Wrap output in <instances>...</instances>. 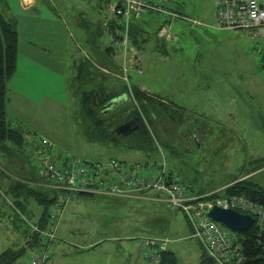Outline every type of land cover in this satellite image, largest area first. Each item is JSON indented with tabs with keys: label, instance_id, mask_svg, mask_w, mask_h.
Segmentation results:
<instances>
[{
	"label": "rangeland",
	"instance_id": "374dc122",
	"mask_svg": "<svg viewBox=\"0 0 264 264\" xmlns=\"http://www.w3.org/2000/svg\"><path fill=\"white\" fill-rule=\"evenodd\" d=\"M21 2L0 0V12L7 14V8H11L19 33L17 70L8 84L9 123L23 131L26 139L51 142V156L57 162L65 154L89 162H106L112 157L145 160V155L129 148L92 140L89 126L80 115V96L76 90L83 87L75 88L76 71L72 63L74 57L84 60L91 57L102 62L87 45L86 36L91 31L98 32L99 48L112 43V34L106 27L115 17L114 0H36L34 8L28 11ZM160 3L187 18L157 11L143 13L136 22L142 24L149 37L137 50L139 61L128 65L123 48L116 44L117 62L127 71L114 69L116 73L110 75L115 83L125 81L183 107L186 123L197 134H200L197 129L204 128L202 120L207 121L208 129L198 147L191 140L187 149L182 139L176 140L179 145L175 152L156 140L159 150L153 151L152 157L159 163L165 161L167 170L196 192L221 191L240 178H248L264 188V30L254 35L252 30L222 28L216 16V0H160ZM29 17L32 22L27 21ZM61 23H65L69 36L68 89L64 87L65 78L59 75L60 82L51 91L41 86L42 80L38 79L41 74L49 76V71L35 64L25 51L28 46L38 53L45 50L41 46L44 39L38 41L29 35L35 31L34 26L54 27ZM161 25L169 26L179 36L178 42L167 41L165 50L158 48L154 37ZM178 129L180 133L186 132L184 126ZM25 160L18 161L15 170L7 154L0 153V171L18 177L17 171ZM2 177L0 187L5 191L11 179ZM2 191L0 199L4 202ZM9 200L12 201L10 197ZM67 203L57 233L58 241L64 242L71 252L61 256L58 264H92L91 258L78 260L75 256L83 234H90V238L97 235L121 238L100 244L93 264H150L146 253L150 255L154 250L149 245L151 240H168L166 248L177 254L181 264L215 263L204 260L200 244L190 237L192 232L184 213L171 209L163 201L80 194L72 195ZM8 205H1L7 214L0 213V254L26 246L22 230L34 224L44 210L43 204L30 203L28 225L19 223L18 229ZM145 241L147 244L140 250L139 245ZM127 246L133 254L126 250ZM30 259L31 251L27 250L12 264H29Z\"/></svg>",
	"mask_w": 264,
	"mask_h": 264
},
{
	"label": "trees",
	"instance_id": "16d2710c",
	"mask_svg": "<svg viewBox=\"0 0 264 264\" xmlns=\"http://www.w3.org/2000/svg\"><path fill=\"white\" fill-rule=\"evenodd\" d=\"M142 1L145 2V7L138 14L132 12L127 16L113 12L115 17L108 21L106 27L112 34V43L102 50L97 47L95 49L93 48L95 51L101 50L95 57L100 58L102 62H97L91 57L85 60L83 58H77V60L74 59L72 65L76 71L75 88L83 87L82 90H76V92L80 96V115L82 120L89 126V137L95 142H101L115 147H126L146 156L145 160H138L136 158L127 161L112 157L106 162H99L101 165H105L106 170L103 172L110 173L116 177L117 174L113 162L125 166L128 164L157 165V160L152 157V152L159 150L156 140L175 152L179 145L176 140L182 139L183 146L187 149L191 140L198 147V144H200L199 141L201 142V139L205 138L202 134L206 133L208 129L207 121L202 120L204 128L197 129L200 132V134H197L196 129H193L192 125L186 123L187 120L185 119L183 107L174 102L168 103L161 97L151 94L138 86L129 85L125 81L115 83L113 82L114 78L110 75L111 73L104 71L105 67L103 62L109 61L108 58L110 55H119L115 50L114 45L116 44H119L123 48L122 54L124 55V60H128V65L139 61L137 50L148 42L149 37L148 32L142 24L136 22L143 13L157 11L170 14L172 17L187 18L183 13L170 9L163 3L161 4L160 0ZM115 2L116 0H114ZM121 5L124 7L127 3L122 0ZM173 13L177 15L174 16ZM165 26L167 25H161L154 32V37L157 39L160 50H165L167 41H174L173 39H168L166 36H160V32ZM169 30L173 34L170 27ZM178 40L179 36L177 41L174 42H178ZM18 54V30L14 23L5 18L0 12V153L7 154L10 164L15 170H17L18 161H21V159H26L25 162L29 166V169H27L25 168L26 163L21 165L22 169L17 171L20 176L14 178L5 171H0V177L5 175L11 179L5 191H2L0 187V191L3 192L2 195L4 196L2 198L4 202L0 199V213L7 214L2 209L3 207L1 208V205L2 203L9 204L8 206L14 212V217L12 218L14 227L19 228L21 223H27L28 225L30 219L27 215L29 214L30 216L32 211L30 209V203L34 205L43 204L44 210L34 224L40 228H44L48 223L50 208L53 207L57 199V194L46 185L48 180H44L38 175L35 166L37 159H35L34 154L30 153L28 156L26 155L30 148L32 150L34 144H38L39 142L30 140V137L26 139L23 131L12 126L7 117V107L10 102L8 84L17 70ZM109 62L111 63L112 61L110 60ZM112 64L114 67L110 72L116 73L119 70L122 73V70L124 71L123 67L119 64H115L114 62ZM114 69L116 72L113 71ZM121 79L124 80L122 77ZM125 80H128V77ZM130 121H134L133 126L139 125L137 130L125 136L118 135L115 129L119 125ZM181 126L186 128V132H179L178 128ZM48 149L52 152L53 146L48 147ZM40 152L44 153V151ZM61 157L59 156V159ZM51 161L57 162L53 158H51ZM191 190L199 195L211 192L207 190L196 192L193 188ZM213 194L215 196L240 195L264 204V188L249 181L248 178L237 179L235 182L226 185L221 191L215 190ZM81 195L107 196L114 199L130 198L108 194L81 193ZM9 197L12 201L9 200ZM30 226L31 223L28 228L22 230L26 238V246L10 248L3 251L0 254V264H12L25 254L27 250L37 246L41 240V236L38 233H33ZM234 233L236 241L240 244L241 252L244 255V260L240 264H264V247L261 243L262 238L256 222L254 221V224L247 231ZM203 258L209 261L204 251ZM157 264L181 263L176 253L166 248L160 251V260Z\"/></svg>",
	"mask_w": 264,
	"mask_h": 264
},
{
	"label": "built area",
	"instance_id": "2783aa9c",
	"mask_svg": "<svg viewBox=\"0 0 264 264\" xmlns=\"http://www.w3.org/2000/svg\"><path fill=\"white\" fill-rule=\"evenodd\" d=\"M122 0L112 4L115 14H137L145 7L142 0H123L127 3L123 7ZM176 16V13H173ZM216 16L218 23L226 29L252 30L253 34L264 30V0H216ZM160 36L177 41L178 36L171 34L165 26ZM127 71V68H124ZM127 79V77H125ZM42 146V147H41ZM53 144L42 141L34 144L29 153H33L38 175L46 185L54 190L57 199L50 211L48 223L44 228L31 224L32 232L41 236L40 242L31 248L29 264H51V248L59 239L58 223L64 208L72 195L81 193L108 194L120 197H132L153 193L171 209L181 210L190 223L192 237H194L208 258L216 264H240L244 260L241 246L237 243L235 233L221 222L212 219L208 211L215 205L231 208L240 213L251 215L264 247V204L242 197L240 195L215 196L214 191L206 194H196L191 188L181 183L174 173L166 168L165 161L157 165L136 164L119 165L114 163L117 177L103 172L105 165L99 162H89L81 157L65 154L59 162L51 161ZM32 147V146H31ZM51 149V148H50ZM40 151H44L41 153ZM168 240H151L149 245L154 250L146 257L150 264H157L160 251L166 249Z\"/></svg>",
	"mask_w": 264,
	"mask_h": 264
},
{
	"label": "crops",
	"instance_id": "0c3cea01",
	"mask_svg": "<svg viewBox=\"0 0 264 264\" xmlns=\"http://www.w3.org/2000/svg\"><path fill=\"white\" fill-rule=\"evenodd\" d=\"M21 3L23 5V8L28 11V10L34 8L36 0H22ZM10 12H11V8L8 7L6 10L7 14H3V13L2 14L4 15L5 18H7L8 20L12 21L15 24L14 19L12 18ZM27 21L32 22L33 18L29 17ZM30 28H32V27H30ZM34 30L35 31L33 33L28 32L29 35L31 37L33 36L38 41H40V40L42 41L44 39L45 41H43L41 46L43 48H45V50L42 53H38V52L34 51L31 47L28 46L25 53H26L27 57L30 58L35 64H38V66L42 65V66L46 67L50 73L49 76H47L46 74H43V75L41 74L42 77L38 76V79L42 80L41 86H43L44 88H51V91L56 90L58 83L60 82L58 76L61 75L65 78L64 87L68 89V80L66 78V74H67V68L69 66L68 49H67L69 36H68V29H67L65 23L55 25L54 27H48L46 25L34 26ZM44 31H46V34L43 33ZM96 33H98V32L91 31L90 35L86 36L87 45L89 47H91L92 49L93 48L95 49V47L99 48V46L97 44L98 43V41H97L98 40V34H96ZM95 41H97V42H95ZM62 48L64 50H61ZM102 49L103 48H101V50ZM101 50L100 49L96 50V51L94 50V52H95V54H98V53H100ZM74 54L72 56H74ZM117 58H119V55H110L108 60L109 61L111 60L112 62L111 63L109 61L103 62L104 67H105L104 71L106 73L112 74V72H110L111 69L114 67V65L112 63L114 62L116 64ZM74 59L77 60V58H75V57H74ZM73 63H74V60H73ZM73 63H72V65H73ZM17 64H18V62H17ZM26 168L29 169L28 164L26 165ZM1 178H3V177L2 176L0 177V181H2ZM6 183H8V182L6 181ZM130 198H147V199H152V200H156V201L157 200L163 201L161 198H159L158 196H154V195L153 196H147V195L138 196L137 195V196H132ZM163 202H165V201H163ZM65 208H66V206H65ZM65 208H64V210H65ZM40 215H41V213L37 215L36 220L39 219ZM188 226L192 232V229H191L189 224H188ZM57 232H58V227H57ZM89 235L90 234L81 235V239L79 241L81 248H79V251H76V253L75 252L74 253L76 254L75 256H77L78 260H83V259H86L87 257L91 258L89 262L92 264L94 263V258L98 253L97 249H98L100 244L102 245L104 242H107V241L115 242V241H117L116 239H121L119 236H114V235H112V236H99V235H97L95 238H90ZM190 237L194 238V237H192V235H190ZM58 240H60V237ZM58 240L52 246L53 248H51L52 249L51 250V255H52L51 264H58L60 259H62V257L65 256L66 253L71 252L69 249H67L64 242H60ZM146 244H147V241H145L143 244H140L139 249L140 250H141V248L143 249ZM126 250L131 251L132 249H130V247L127 246ZM132 254H133V252H132ZM140 256L141 255H138V258Z\"/></svg>",
	"mask_w": 264,
	"mask_h": 264
},
{
	"label": "water",
	"instance_id": "95a60500",
	"mask_svg": "<svg viewBox=\"0 0 264 264\" xmlns=\"http://www.w3.org/2000/svg\"><path fill=\"white\" fill-rule=\"evenodd\" d=\"M134 121H130L119 125L115 131L118 135H128L131 132L137 130L139 125L133 126ZM208 215L223 225L233 230L234 232L243 233L254 224V218L249 214L240 213L237 210L231 208H223L220 206H213L209 211ZM210 262H214L213 259L209 258Z\"/></svg>",
	"mask_w": 264,
	"mask_h": 264
}]
</instances>
